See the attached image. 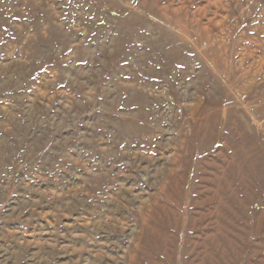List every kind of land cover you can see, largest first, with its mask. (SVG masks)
Masks as SVG:
<instances>
[{"label":"rangeland","instance_id":"obj_1","mask_svg":"<svg viewBox=\"0 0 264 264\" xmlns=\"http://www.w3.org/2000/svg\"><path fill=\"white\" fill-rule=\"evenodd\" d=\"M0 264H264V0H0Z\"/></svg>","mask_w":264,"mask_h":264}]
</instances>
